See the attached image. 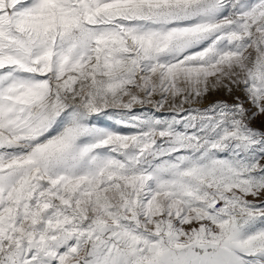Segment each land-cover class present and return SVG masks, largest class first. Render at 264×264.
Masks as SVG:
<instances>
[{
  "label": "snow or ice",
  "instance_id": "obj_1",
  "mask_svg": "<svg viewBox=\"0 0 264 264\" xmlns=\"http://www.w3.org/2000/svg\"><path fill=\"white\" fill-rule=\"evenodd\" d=\"M258 116L264 0H0V264H264Z\"/></svg>",
  "mask_w": 264,
  "mask_h": 264
},
{
  "label": "rangeland",
  "instance_id": "obj_2",
  "mask_svg": "<svg viewBox=\"0 0 264 264\" xmlns=\"http://www.w3.org/2000/svg\"><path fill=\"white\" fill-rule=\"evenodd\" d=\"M213 98H218V97H213ZM219 98H226V99H231L230 97H219ZM246 106H248V105H246ZM261 121H264V116H258L257 118H256V120L253 122V125L254 126H259L260 125V123H261Z\"/></svg>",
  "mask_w": 264,
  "mask_h": 264
}]
</instances>
